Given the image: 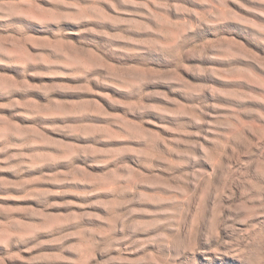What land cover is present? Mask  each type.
I'll list each match as a JSON object with an SVG mask.
<instances>
[{
  "label": "rangeland",
  "instance_id": "obj_1",
  "mask_svg": "<svg viewBox=\"0 0 264 264\" xmlns=\"http://www.w3.org/2000/svg\"><path fill=\"white\" fill-rule=\"evenodd\" d=\"M0 264H264V0H0Z\"/></svg>",
  "mask_w": 264,
  "mask_h": 264
}]
</instances>
